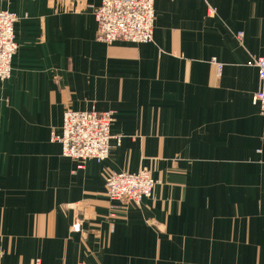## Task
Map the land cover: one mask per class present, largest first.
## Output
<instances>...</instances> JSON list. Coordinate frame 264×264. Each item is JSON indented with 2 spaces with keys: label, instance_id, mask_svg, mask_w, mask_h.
<instances>
[{
  "label": "crops",
  "instance_id": "crops-1",
  "mask_svg": "<svg viewBox=\"0 0 264 264\" xmlns=\"http://www.w3.org/2000/svg\"><path fill=\"white\" fill-rule=\"evenodd\" d=\"M101 2L0 0L18 18L0 81V264H264L248 66L264 57V0H155L147 44L98 41ZM68 109L114 113L107 160L63 156L51 134ZM142 170L152 197H107L109 173Z\"/></svg>",
  "mask_w": 264,
  "mask_h": 264
},
{
  "label": "built area",
  "instance_id": "built-area-1",
  "mask_svg": "<svg viewBox=\"0 0 264 264\" xmlns=\"http://www.w3.org/2000/svg\"><path fill=\"white\" fill-rule=\"evenodd\" d=\"M154 3L155 0H102L100 6L94 8L97 40L105 44L153 42ZM17 21L15 14L0 11V81L8 80L12 74V61L18 49L15 41ZM248 66L259 72L260 89L253 97V103L264 115V57L252 58ZM113 122V112L68 109L64 113L61 134L52 132L51 140L61 143L63 156L76 160L78 168L82 169L90 160L101 163L109 158ZM105 186L111 201L140 206L143 199L153 196L156 181L147 170L136 174L112 172L105 177ZM79 228V223L73 225V229ZM32 264H41V261L37 259Z\"/></svg>",
  "mask_w": 264,
  "mask_h": 264
}]
</instances>
